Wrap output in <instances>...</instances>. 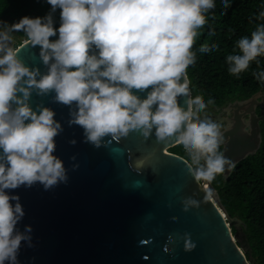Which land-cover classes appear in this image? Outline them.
<instances>
[{
    "label": "clouds",
    "instance_id": "clouds-1",
    "mask_svg": "<svg viewBox=\"0 0 264 264\" xmlns=\"http://www.w3.org/2000/svg\"><path fill=\"white\" fill-rule=\"evenodd\" d=\"M47 3L51 7L45 16H24L14 23L0 20V264H19L22 242L31 241V225L24 231L17 227L25 211L11 190L37 182L50 189L68 179L64 161L55 154L61 122L53 108L32 106L33 92H54V102L70 107L69 123L80 126L85 142L96 147L104 145L106 137L119 141L136 130L147 139L155 130L158 141L183 146L196 180L211 183L236 167L219 150L225 140L221 125L206 114L215 100L193 97L188 75L197 52L219 47L194 48L216 0ZM222 5L231 6L229 0ZM255 19L261 22L226 56L233 76L239 77L253 62L259 66L264 57V10ZM15 32H24L33 48L39 46L46 71L18 56ZM253 75L264 83V70ZM145 92L146 97L141 95ZM211 195L209 191L205 199ZM188 205L199 207V202L187 200L185 211ZM194 248L190 238L185 241L186 251Z\"/></svg>",
    "mask_w": 264,
    "mask_h": 264
},
{
    "label": "water",
    "instance_id": "water-1",
    "mask_svg": "<svg viewBox=\"0 0 264 264\" xmlns=\"http://www.w3.org/2000/svg\"><path fill=\"white\" fill-rule=\"evenodd\" d=\"M18 37V56L28 66L46 71L39 46L33 48L26 35ZM57 38L58 34L51 39ZM54 95L33 92L31 104L53 108L61 122L55 154L64 161L68 179L50 189L37 182L11 190L25 211L18 229L31 225V241L22 242L19 264L253 262L247 247L239 244L238 231H233L237 218L229 215L218 189L212 182L196 180L190 160L169 150L177 143L158 141L155 130L147 139L133 130L119 141L106 137V143L96 147L85 142L80 126L69 123L70 107L54 102ZM262 119L264 110L251 133L240 134L241 124L235 125V132L229 133L236 136L224 142V155L237 164L256 152L262 143ZM209 191L212 195L205 199ZM189 199L199 207L188 205L185 211ZM189 238L195 248L186 251Z\"/></svg>",
    "mask_w": 264,
    "mask_h": 264
},
{
    "label": "trees",
    "instance_id": "trees-1",
    "mask_svg": "<svg viewBox=\"0 0 264 264\" xmlns=\"http://www.w3.org/2000/svg\"><path fill=\"white\" fill-rule=\"evenodd\" d=\"M229 3L231 6L225 9L222 0H216V8L194 45V48L202 44L219 47L206 53L197 52L196 63L189 66L193 97L203 95L219 103L232 96H247L264 85L253 75L254 71L264 70V57L260 58L259 66L253 62L239 77L229 74L226 62L236 41L250 36L261 22L255 17L264 10V0H229ZM50 7L47 0H0V20L14 23L24 16L42 17ZM59 11L54 14L56 27L60 24ZM169 150L189 159L182 145L176 144ZM213 182L229 215L241 221V231L237 225L233 231H238L243 240L239 244L247 247V255L255 258L251 264H264V127L259 150L241 160L226 180L217 175Z\"/></svg>",
    "mask_w": 264,
    "mask_h": 264
},
{
    "label": "flooded vegetation",
    "instance_id": "flooded-vegetation-1",
    "mask_svg": "<svg viewBox=\"0 0 264 264\" xmlns=\"http://www.w3.org/2000/svg\"><path fill=\"white\" fill-rule=\"evenodd\" d=\"M13 34H16V36L21 35L19 32H15ZM254 94L256 95L252 97ZM250 97L252 98L250 99ZM247 98H249L250 100L246 102L240 101V100H245ZM204 100L207 103L209 99H206L204 97ZM263 110H264V85H262L260 88H258L251 94H248L247 96H232L224 100L223 102H219V103L215 102L214 105L208 106L206 110V114L210 116L214 121L218 122L221 125V131L224 133V136H225L224 142H226L231 139L232 134L236 136V134L233 133L235 132L234 131L235 125L241 124V129L239 131L240 134H241V131L242 133L244 132L251 133L252 128H254L255 126L254 125L255 120L259 118V115L261 114ZM201 115L203 116L205 115V113H202ZM263 127H264V119L260 120L262 140H263ZM231 131L233 132L229 133ZM223 148H224V143L220 145L219 150L223 152ZM258 150L259 148L257 149V151ZM254 153H251V154H254ZM238 163L236 164V166L238 165ZM212 183L214 184L213 181ZM214 186L216 187L215 184ZM236 225L241 231L242 226H241L240 220L237 219Z\"/></svg>",
    "mask_w": 264,
    "mask_h": 264
},
{
    "label": "rangeland",
    "instance_id": "rangeland-1",
    "mask_svg": "<svg viewBox=\"0 0 264 264\" xmlns=\"http://www.w3.org/2000/svg\"><path fill=\"white\" fill-rule=\"evenodd\" d=\"M13 36L15 37V44H14L13 46H14V47H17L18 44L21 42V40L19 39L18 36H16V34H13ZM242 232H243V230H242ZM238 239H239V240H242L241 237H239ZM252 259H253V261H255V258H252Z\"/></svg>",
    "mask_w": 264,
    "mask_h": 264
}]
</instances>
